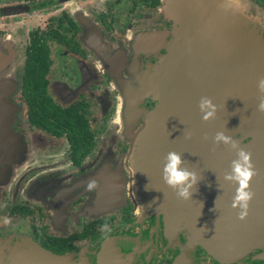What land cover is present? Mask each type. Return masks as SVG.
<instances>
[{"label": "flooded vegetation", "instance_id": "obj_1", "mask_svg": "<svg viewBox=\"0 0 264 264\" xmlns=\"http://www.w3.org/2000/svg\"><path fill=\"white\" fill-rule=\"evenodd\" d=\"M255 1L264 41V6ZM159 4L0 0L1 241L29 239L61 264H264L260 247L214 231L211 222L254 216L208 213L203 189L213 183L201 175L210 168H192L198 182L188 200L150 175L158 144L152 150L138 132L165 85L178 28L151 15ZM192 139L195 162L207 164L212 137ZM91 180L97 186L87 190ZM163 204L191 205L205 230H171Z\"/></svg>", "mask_w": 264, "mask_h": 264}, {"label": "water", "instance_id": "obj_2", "mask_svg": "<svg viewBox=\"0 0 264 264\" xmlns=\"http://www.w3.org/2000/svg\"><path fill=\"white\" fill-rule=\"evenodd\" d=\"M212 0H174L171 13L176 29V51L169 55L166 72L161 78L165 85L156 95L157 103L150 112L149 122L140 135H149L147 144L154 143L158 150L149 156L150 175H161L162 161L169 151L182 154L185 166L208 167L213 177L209 186V214L235 215L238 209L231 207L236 185L225 182L223 176L230 171L235 151L223 144L214 145L208 163L198 157L195 162L191 146L192 136L214 137L217 132L225 135L250 138L240 148L251 153L256 175L250 181L254 193L249 203L245 221H214V231H234L251 246L261 248L264 260V113L257 111L259 103L258 81L264 78V41L254 29L253 21L244 15L239 0H227L221 9L208 7ZM213 11L216 13L214 14ZM170 62V63H169ZM208 97L217 106L215 118L202 122L198 102ZM190 135V138H186ZM175 136L178 138L175 139ZM171 146V147H170ZM154 149V148H153ZM152 149V150H153ZM205 174H203L204 176ZM200 176V174H198ZM221 184L214 187V184ZM218 184V185H219ZM165 191H169L166 188ZM163 204L161 208L172 211L165 217L171 230H205L207 222L194 221L190 206ZM179 209L178 211H174ZM185 210L186 214L180 213ZM201 226V227H200ZM216 238L217 235L215 234ZM248 245V243H247ZM205 246V245H204ZM60 259L47 255L29 239L15 242L0 240V264H61Z\"/></svg>", "mask_w": 264, "mask_h": 264}, {"label": "clouds", "instance_id": "obj_3", "mask_svg": "<svg viewBox=\"0 0 264 264\" xmlns=\"http://www.w3.org/2000/svg\"><path fill=\"white\" fill-rule=\"evenodd\" d=\"M259 103L257 111L264 113V78L258 81ZM202 122H208L215 118L217 106L208 97H201L198 102ZM186 138H190V135ZM207 139V137H205ZM214 145L223 144L235 151L236 158L230 163V171L225 173V182L236 185L235 195L232 198L231 207L238 209L237 218L246 219L248 215L249 203L253 199L254 193L250 190V181L256 175L251 153L239 147V144L232 137L225 135L224 132H217L212 138ZM182 154L176 151H169L165 154L162 161L161 178L163 183L176 194L178 199L188 200L192 196V189L197 184V175L185 166ZM97 186L95 180H91L86 185L87 190H93ZM141 211L137 209V214Z\"/></svg>", "mask_w": 264, "mask_h": 264}, {"label": "rangeland", "instance_id": "obj_4", "mask_svg": "<svg viewBox=\"0 0 264 264\" xmlns=\"http://www.w3.org/2000/svg\"><path fill=\"white\" fill-rule=\"evenodd\" d=\"M173 1L174 0H160V4L158 7H156L154 10H152V13L151 15L153 14H163V15H167L168 18L170 20H172V22H176L175 21V18L173 16V14L171 13V10H172V4H173ZM240 1V0H239ZM243 2H246V7L244 9V15L247 17V18H250L251 19V22L253 21V26H254V23L255 21L253 20V15H258L257 11L256 12H253L252 13V9L250 10V6L251 8L255 9V10H258L259 7H258V4L255 5V0H242ZM241 2V1H240ZM227 6V0H212L210 3H208V7H212L214 8V10L216 9H222L224 5ZM260 5L261 6H264V0H262V2H260ZM213 13L215 14L216 12L213 11ZM253 14V15H252ZM261 19L264 20V12L262 10V15H260ZM177 27H178V24H177ZM254 29H255V26H254ZM256 30V29H255ZM259 34V33H258ZM260 35V34H259ZM174 39V38H173ZM177 39V38H176ZM175 43H176V40H172L171 43H170V46L168 47V54L169 55H174L175 51H176V46H175ZM175 56V55H174ZM152 165H151V169H152Z\"/></svg>", "mask_w": 264, "mask_h": 264}, {"label": "crops", "instance_id": "obj_5", "mask_svg": "<svg viewBox=\"0 0 264 264\" xmlns=\"http://www.w3.org/2000/svg\"><path fill=\"white\" fill-rule=\"evenodd\" d=\"M243 5H244V2H243ZM244 9H245V7H244ZM211 172H212V171H211ZM211 172L205 173L204 176L201 175L202 177H205V178L208 177V181H207L206 179L204 180V183H205V184H206L207 182H208V183H211V184L213 183V177L210 175ZM209 178H210V180H209ZM203 188H204V187H203ZM203 188H202V189H203ZM205 189H208L207 186H205V188L203 189V191H204ZM198 190H199V189H198ZM207 191H208V190H207ZM197 215H198V214H197ZM11 243H12V242H11Z\"/></svg>", "mask_w": 264, "mask_h": 264}, {"label": "trees", "instance_id": "obj_6", "mask_svg": "<svg viewBox=\"0 0 264 264\" xmlns=\"http://www.w3.org/2000/svg\"><path fill=\"white\" fill-rule=\"evenodd\" d=\"M157 3V0H151V4L155 5Z\"/></svg>", "mask_w": 264, "mask_h": 264}]
</instances>
